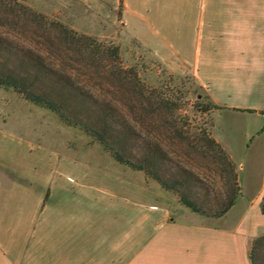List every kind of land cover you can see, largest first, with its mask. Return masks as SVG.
Returning a JSON list of instances; mask_svg holds the SVG:
<instances>
[{
  "label": "crops",
  "instance_id": "obj_1",
  "mask_svg": "<svg viewBox=\"0 0 264 264\" xmlns=\"http://www.w3.org/2000/svg\"><path fill=\"white\" fill-rule=\"evenodd\" d=\"M24 4L191 74L218 107L210 132L241 194L223 217L199 216L142 172L101 168L0 125V264H251L264 234V0Z\"/></svg>",
  "mask_w": 264,
  "mask_h": 264
},
{
  "label": "trees",
  "instance_id": "obj_2",
  "mask_svg": "<svg viewBox=\"0 0 264 264\" xmlns=\"http://www.w3.org/2000/svg\"><path fill=\"white\" fill-rule=\"evenodd\" d=\"M0 88L80 130L196 215L223 217L241 194L235 163L180 95L145 84L124 66L118 45L17 0H0ZM249 260L264 264V234L253 240Z\"/></svg>",
  "mask_w": 264,
  "mask_h": 264
},
{
  "label": "rangeland",
  "instance_id": "obj_3",
  "mask_svg": "<svg viewBox=\"0 0 264 264\" xmlns=\"http://www.w3.org/2000/svg\"><path fill=\"white\" fill-rule=\"evenodd\" d=\"M17 1L24 4V0ZM96 39L118 45L124 66L135 67L145 84L153 87L167 86L180 95L187 113L194 117L196 124L211 130L215 110L210 108L205 92L191 74L171 72L134 41L121 47L107 39ZM0 125L24 133V137L31 141L60 153L84 155L95 166L114 170L112 166L116 165L118 170H130L116 163L98 143L83 132L63 124L52 112L26 102L21 95L10 89L0 88ZM227 141H232L229 136Z\"/></svg>",
  "mask_w": 264,
  "mask_h": 264
}]
</instances>
